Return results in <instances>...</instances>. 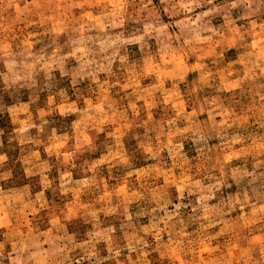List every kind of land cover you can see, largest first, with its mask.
<instances>
[{"label": "rangeland", "instance_id": "374dc122", "mask_svg": "<svg viewBox=\"0 0 264 264\" xmlns=\"http://www.w3.org/2000/svg\"><path fill=\"white\" fill-rule=\"evenodd\" d=\"M0 264H264V0H0Z\"/></svg>", "mask_w": 264, "mask_h": 264}]
</instances>
